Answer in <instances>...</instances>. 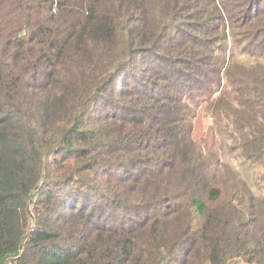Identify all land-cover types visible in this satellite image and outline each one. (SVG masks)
Listing matches in <instances>:
<instances>
[{"label": "trees", "instance_id": "obj_1", "mask_svg": "<svg viewBox=\"0 0 264 264\" xmlns=\"http://www.w3.org/2000/svg\"><path fill=\"white\" fill-rule=\"evenodd\" d=\"M201 105L264 169V0H0V264H264Z\"/></svg>", "mask_w": 264, "mask_h": 264}, {"label": "rangeland", "instance_id": "obj_2", "mask_svg": "<svg viewBox=\"0 0 264 264\" xmlns=\"http://www.w3.org/2000/svg\"><path fill=\"white\" fill-rule=\"evenodd\" d=\"M232 131L233 128L226 116H215L207 105L200 106L193 124L195 141L204 146L206 150L210 149L221 156L224 161L236 168L239 175L254 190H259L261 186L259 179L264 169L260 164L243 158L238 145L234 142L235 133Z\"/></svg>", "mask_w": 264, "mask_h": 264}, {"label": "built area", "instance_id": "obj_3", "mask_svg": "<svg viewBox=\"0 0 264 264\" xmlns=\"http://www.w3.org/2000/svg\"><path fill=\"white\" fill-rule=\"evenodd\" d=\"M9 264H12L11 262H9Z\"/></svg>", "mask_w": 264, "mask_h": 264}]
</instances>
